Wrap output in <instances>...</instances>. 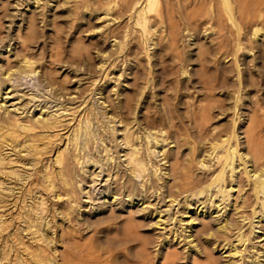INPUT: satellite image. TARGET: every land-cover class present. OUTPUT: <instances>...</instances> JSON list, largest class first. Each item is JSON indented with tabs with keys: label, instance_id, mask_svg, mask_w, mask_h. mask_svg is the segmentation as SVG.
<instances>
[{
	"label": "rangeland",
	"instance_id": "obj_1",
	"mask_svg": "<svg viewBox=\"0 0 264 264\" xmlns=\"http://www.w3.org/2000/svg\"><path fill=\"white\" fill-rule=\"evenodd\" d=\"M27 1L0 0V66L23 70L21 59L28 58L40 63L49 85L20 72L7 82L0 71V95L13 119L56 113L49 126L59 129L47 132L51 139L39 141L33 155L0 148V264H264L262 195L241 213L242 197L234 201L236 188L226 183L224 191L220 184L208 187L227 152H234L233 166L240 164L234 171L248 181L244 168H250L238 157L245 152L244 133L264 143V0H40L37 9L35 0L25 6ZM62 96L72 99L60 102ZM121 103L132 108L127 122L134 130L140 114L155 120L157 114L170 113L179 139L170 161L187 169L185 184L194 180L188 185L193 192L171 207H165L162 189L156 195L142 190L139 203L135 199L131 204L126 197L118 203L103 196L92 204L81 194L78 212L91 228L76 231L67 222L72 214L68 203L64 197L56 201L44 174L55 171L54 156L69 142L76 115L88 112V118L80 117L81 139L87 141L91 126L95 133L98 126L92 119L102 121L108 134L112 127L122 130L117 122L106 124L109 115H104L107 104L117 111ZM210 139L218 147L213 161L207 157ZM99 143L93 140L92 148L95 157L101 153L100 164L108 163L111 170L124 166L127 148L120 139L110 143L115 148L110 152ZM167 149L173 150V143ZM202 159L211 171L197 169ZM230 168L221 176L229 177ZM104 174L92 194L106 185ZM207 189L211 192L205 197ZM94 205L99 207L94 210ZM109 209L115 217L109 225L116 223V231L98 239L96 228L105 226L97 223ZM126 228L133 230L135 241L109 246L108 240L121 237Z\"/></svg>",
	"mask_w": 264,
	"mask_h": 264
},
{
	"label": "bare ground",
	"instance_id": "obj_2",
	"mask_svg": "<svg viewBox=\"0 0 264 264\" xmlns=\"http://www.w3.org/2000/svg\"><path fill=\"white\" fill-rule=\"evenodd\" d=\"M30 1L28 0L25 6H28ZM39 2L40 0H35L33 2V5H35V9L40 8ZM107 10L108 9H105V16L109 15ZM214 18L216 19V17ZM97 19L99 20L100 18ZM109 22L114 23L111 20H109ZM213 22H215V20ZM218 23L220 24V22ZM259 32L260 29L253 31V36H257ZM108 35V38H113V40H115L117 37V35L112 33H108L107 36ZM156 44L157 43L155 42L154 45ZM113 47H115V44L112 45V48ZM110 55L111 51L107 52L106 57L109 58ZM21 64V68H23V70H20V68L18 70H10L7 67L0 66V71H3L2 75H5L4 79L7 82L11 80V75L16 74V72H20L26 74V76L31 78L32 80H36L37 83H39V79H42L43 84L45 83L47 86L49 85L47 81H45V79L43 78V72L39 70L40 63H35V61L31 62L28 58H24L21 59ZM184 74L182 73V75ZM3 90H6V88H3ZM59 95L60 94H58V96ZM66 95L64 96L66 97ZM25 96L26 95H23V97ZM52 96L53 95L51 94V98ZM64 96H62V99L59 98L60 100H58L60 102L61 100L65 102V99H72H64ZM35 97H32L31 100L35 99ZM102 99L105 100V98ZM31 100H29V102H31ZM104 103L106 102L103 101V104ZM5 105V98H1L0 95V148L9 146L13 151L17 149L19 153L25 151L29 155H33V152L39 150V141H49L51 139V133L47 132L59 129V126H54V128L52 126H49V124L56 121V113H51L50 115L49 113H47L45 115H42L40 107V109L38 110V114L40 116L42 115L40 118H35L33 115L34 113L31 112V117H28V115L25 114L27 117L25 116L26 118L24 120L18 121L17 119H13L14 117L8 113L9 111H6V109L4 108ZM37 106L38 105L34 106V109L37 108ZM61 106L62 105L60 104L59 108ZM42 107L44 109L48 108L46 105ZM107 107V112L104 113V115H109L107 116L108 119L106 121V124L112 122H117L118 124H121L122 130H118V132L120 131L121 133L116 132V130L112 127V133L108 134L104 130L105 125H103L102 121L98 119H92V125L93 121L98 125H96L98 127H96L95 129L96 133L92 130L91 126L89 132H91L92 134H87V136H89V139L87 141H85V139L82 140V132L80 130V117L81 115H85V118H88V112H79L81 115L78 113L80 117L78 118V115H76L75 117L74 123L76 124V126H74V129L72 130L73 132H71L69 142L65 143L64 148L61 151H56V155L53 159L55 171L53 170L50 171V173L48 174H44V179L48 184V189L49 191H53L52 194L56 201L61 200V198L64 197V201L68 203V208L72 214L68 215L67 222L71 225L72 229L76 231L88 232L91 228V226L86 222L85 219L82 218L81 214H79L78 212L83 207V204L80 201L81 194H84V196H86V199L91 201L92 204L96 201L99 202L101 196H103V199L105 197L111 199H118V203L121 202V199L123 197H126L127 202L131 204L132 201L135 199H137L139 203L141 196H143V194L147 191L152 190V194L156 195L157 192L162 189V201L168 199L165 203V207H171L172 204L175 203L181 195H184L185 197H190L191 192H193V190H190L188 185L189 183H194V180H192L188 184H185L186 176L184 175V173L187 171V169L184 166L180 167L177 161L175 164L170 161V154L173 151L174 154L177 153L179 142V139H177L174 135L175 132L173 130V119L170 113L164 112L159 115L157 114V119L155 120L153 119L155 117L146 115L145 117H142V115L140 114V119H137L135 121L136 128L134 130L132 126L129 125L130 123L127 122V116L131 114V106H129L127 103H121L120 105H118L117 111H115L109 104L105 106V108ZM62 108L61 109L63 111L66 110L64 107ZM74 113L72 114L74 115ZM145 113H147V111ZM76 118H78V120H76ZM38 137L40 138L39 140L37 139ZM96 138L100 142L99 144H104L102 148L105 149V152H110V150L112 149L113 145L110 146L111 142L120 139L121 144H123L127 148L126 152L123 151V157L125 158L123 161L124 166H122V164H120V166L119 164H116L115 167L113 166L114 168L112 167V171L111 166L106 163L104 164V168V166L100 164L101 160H99L100 158H102V156H100L101 153L98 155L99 158L95 157L93 153L92 142ZM243 139L244 142L242 143V146L245 149V152L238 155V157H240L239 159L243 166L245 165L246 167L248 165V167L250 168L249 171H246V168H244V174L247 176L246 178L248 179V181L242 177L240 172L234 171V168H237L240 165L237 164L233 166L234 152H227L225 155L226 160L223 163L220 171L213 178L210 179L211 181L208 185V187L214 185L212 188L214 189L218 184H220V186L222 187L220 188V191H222L223 189V183H226L227 185L231 186L232 189L236 188V190L234 191V201H236L237 198L242 197V202L240 206L241 213L245 212L246 208L251 206L254 200H256L257 203V201L261 199L260 195H262V206L264 208V143L258 141L255 138H249L245 133ZM138 140H140V144L137 143ZM212 140L213 139H210V141L208 142V150L210 151L207 156L208 159L211 158L213 152L218 148ZM172 143L173 150H165V147ZM107 147L111 148L107 150ZM230 147L231 146L228 147V151L230 150ZM84 149H87V151L84 152ZM174 149H176V151ZM215 156H217V154H214V157L211 158L212 161ZM154 157H160V159L156 163L154 161L152 162ZM102 160H105L104 157ZM160 162H162V164ZM0 163L2 164L1 159ZM207 163L208 162H205L204 159L199 160L196 162V167L197 169L198 167H200L201 169H203V171L206 172L211 171L210 167L212 165H207ZM77 165H80L84 169L77 168ZM228 166H231V175L229 177H222L221 175L225 174V170L226 168H228ZM92 167H95V170L100 169L99 172H95V170L93 172L90 171ZM152 168L154 169L153 171L151 170ZM157 172L159 173V176L157 179L154 180V177L156 176ZM161 172L162 174H160ZM101 173H106V175L104 174V176H106L104 184L106 185L101 186L100 191L95 194H92L95 188L94 185H96L97 178L100 177ZM195 178H197V176H195ZM251 178H253V181L250 180ZM136 179H139V183H137ZM159 182L160 186H157V183ZM87 185L88 189H86ZM142 190H144L143 194ZM209 191L210 189L205 190V197L206 192ZM212 194L214 193H211L210 196ZM97 196L99 197L97 198ZM216 200L217 202H219L218 199ZM104 201L105 200H103V203L100 204L101 207H104L106 205ZM176 204H178V202ZM97 206L99 207V205H96V207L95 205L91 207L95 210ZM108 207L110 208L111 204L108 205ZM56 212L58 216H61L63 218L62 211ZM112 213L113 211L111 209L109 215H107L105 219L97 223V226H105V228H100L98 230L96 228L94 233L98 236V239L102 238L103 233L107 234L112 230L116 231V223L113 224V228L109 225V222L115 219V217L112 216ZM262 216L264 217V212H262L261 218ZM244 218H247V214L244 215ZM156 224H158V221L156 222ZM224 226L229 228V226H231V221L229 222V220H227ZM127 231H129V228H126V230H124V233L121 237L108 240V245L112 248H117L121 246H127L131 242L135 241V237H133L134 234L132 233L133 235H130L133 230L129 233ZM188 237H192L194 239L193 235H189ZM97 246H102V242L98 243Z\"/></svg>",
	"mask_w": 264,
	"mask_h": 264
}]
</instances>
